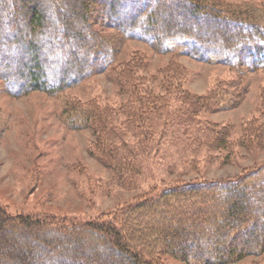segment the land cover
<instances>
[{
  "label": "trees",
  "instance_id": "16d2710c",
  "mask_svg": "<svg viewBox=\"0 0 264 264\" xmlns=\"http://www.w3.org/2000/svg\"><path fill=\"white\" fill-rule=\"evenodd\" d=\"M172 6L177 18L160 22ZM247 10L230 8L219 0H0V81L12 96L60 92L115 64L124 40L143 41L162 53L179 50L180 55L199 61L261 68L264 17L258 12L248 15ZM95 22L115 34H103ZM229 26H235L236 32L225 33L223 28ZM211 28L221 31L212 34ZM136 61L117 64L128 101L142 91L145 97L136 100L144 102L147 115L156 102L167 108L166 98L139 86ZM131 103L130 121L113 129L112 140L100 124L101 137L94 144L97 158L118 176L136 172L127 164H133L134 155L119 129L146 135L157 127L142 119L145 115L134 120ZM214 139L206 143L215 145L218 138ZM114 140H119L122 151ZM169 142L183 143V153L194 155L202 146L209 148L198 138L177 136ZM182 158L181 154L177 161ZM132 182L130 178L128 187ZM152 190V195L111 217L84 224L51 215H11L0 206V264H161L165 254L190 264H229L264 251V197L255 203L249 200L264 194V164L227 180L180 181ZM187 201L192 204L186 222L170 225ZM202 223L213 224L210 235L206 236ZM216 242L222 245L211 247Z\"/></svg>",
  "mask_w": 264,
  "mask_h": 264
},
{
  "label": "rangeland",
  "instance_id": "374dc122",
  "mask_svg": "<svg viewBox=\"0 0 264 264\" xmlns=\"http://www.w3.org/2000/svg\"><path fill=\"white\" fill-rule=\"evenodd\" d=\"M219 1L230 8H249L248 15L258 12L264 17V0ZM172 8L159 17L160 22L177 18V9ZM97 19L100 18L96 16ZM95 27L103 34H115L99 22ZM235 28L223 30L236 32ZM220 31L210 29L212 34ZM135 59L140 68L135 73L139 86L148 88L155 97L166 98L168 106L162 109L154 103L155 110H150L149 116V110L143 109L144 102H137L145 97L144 93L139 91L128 101L129 94L116 73L117 64ZM116 61L103 73L53 94L32 91L12 96L0 81V206L9 214L41 218L51 215L77 224L96 222L152 195L154 188L180 181L227 180L264 164V67L253 70L243 64L199 61L180 55L179 50L159 52L138 40L120 43ZM130 102L134 120L145 115L142 119L157 127L153 134L146 135L119 129L134 155L133 164H127L136 172L131 176L123 171L118 176L97 158L94 144L100 136V124L105 125L112 140L116 131L113 129L130 121ZM177 136L203 139L209 148L202 146L194 151L195 155L183 153V143L169 142ZM215 137V145L206 143ZM113 143L117 148L121 146L119 140ZM181 154L180 163L177 158ZM130 178L133 182L128 187ZM262 197L264 194L249 200L255 203ZM191 204L187 201L170 225L186 222ZM202 226L207 229L206 236L210 235L213 224ZM234 232L229 231L221 240ZM219 243L211 247L221 246ZM161 264L190 263L165 254ZM229 264H264V251Z\"/></svg>",
  "mask_w": 264,
  "mask_h": 264
}]
</instances>
